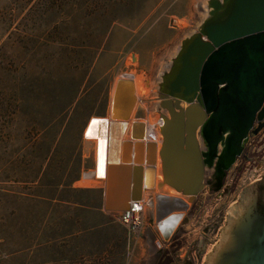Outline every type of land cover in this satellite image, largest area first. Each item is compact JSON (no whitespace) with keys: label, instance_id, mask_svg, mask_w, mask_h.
<instances>
[{"label":"rangeland","instance_id":"1","mask_svg":"<svg viewBox=\"0 0 264 264\" xmlns=\"http://www.w3.org/2000/svg\"><path fill=\"white\" fill-rule=\"evenodd\" d=\"M197 1L0 0V264H144L142 229L116 222L114 238L100 224L111 215L102 211V181L82 178L96 146L90 139L84 150L83 132L90 118L108 117L124 73L149 90L132 121L154 114L155 77L196 30ZM263 147L218 202L225 218L264 171ZM78 184L86 188L70 187Z\"/></svg>","mask_w":264,"mask_h":264},{"label":"water","instance_id":"2","mask_svg":"<svg viewBox=\"0 0 264 264\" xmlns=\"http://www.w3.org/2000/svg\"><path fill=\"white\" fill-rule=\"evenodd\" d=\"M203 8L196 30L155 77L159 147L146 140L144 123L129 122L137 100L131 78L116 80L110 114L84 129L85 140L96 139L97 161L82 176L104 180L105 211L124 210L155 186L197 195L206 167L214 164L218 175L228 169L264 125V0H204ZM157 156L162 180L155 184ZM253 181L228 209L204 264H264V175Z\"/></svg>","mask_w":264,"mask_h":264},{"label":"built area","instance_id":"3","mask_svg":"<svg viewBox=\"0 0 264 264\" xmlns=\"http://www.w3.org/2000/svg\"><path fill=\"white\" fill-rule=\"evenodd\" d=\"M151 140L155 141L154 138ZM233 166L231 169L234 168ZM240 176L239 171L232 170V174L228 180L229 190L231 184L237 182ZM144 192L140 200L130 201L126 209L114 211L115 219L132 232H138L141 229V232L143 230L149 232L150 230L151 238L149 241L159 249L168 250L170 254L173 251L172 243L174 242V232L164 229L166 222L170 219L176 216L179 218L177 222L182 224L181 228L183 232L180 239L184 242V246L178 249V252L183 254L191 240L198 236L204 227L208 226L212 220L218 219L220 216L225 217L224 213L222 214L221 209L217 206L218 202L225 197L221 196L222 192L213 193L210 200H206V178L203 190L197 195L185 197L179 193L180 196H172L170 200H177L176 202L174 201V206L172 207L165 208L156 205L155 209H153L154 199L152 195L149 193V195L145 196ZM159 197L160 195L157 194L155 200H159V203L163 202L162 198L160 199ZM213 198L216 201L210 206L208 203Z\"/></svg>","mask_w":264,"mask_h":264},{"label":"flooded vegetation","instance_id":"4","mask_svg":"<svg viewBox=\"0 0 264 264\" xmlns=\"http://www.w3.org/2000/svg\"><path fill=\"white\" fill-rule=\"evenodd\" d=\"M264 130V125L261 128L260 131H258L256 134H250L248 135L245 140L242 143V150L241 153L235 158V161L232 163V165L225 170H222L221 174H217V171L215 169V165H211L209 167H206L205 169V178H206V191L207 196L206 200H210L211 195L213 193H221V196H226L229 193V186H228V180L232 174V166L234 165V168L236 171H241L244 163L248 162L249 160H258L260 156V152H258V148L263 144L264 146V140L262 141L261 133ZM201 147L202 150H206V146L204 145L203 140H201ZM256 150V153H254ZM264 175V171L262 174L259 175V178L254 179L253 182L261 181V177ZM260 188H263L264 186L260 184ZM244 191V190H243ZM240 199L237 198L235 202H238ZM165 203H163L164 205ZM161 207H164V206ZM262 208H264V205H261ZM178 217L175 219L174 228L172 230L173 233V239L174 242L172 243L173 251H172V260L168 258V255H170V252L166 249H159L154 254L152 253L150 255L151 262L150 264H168L169 262H173L174 264H204L206 257L208 256L209 252V246L211 245V248H214L216 244L218 243V238H216L221 231H223L225 223L227 219L225 217L220 216L218 219H214L211 221V223L204 227V229L200 232V234L196 237H194L191 242L188 244L185 253H179L178 249H180L182 246H184V242L180 239V236L182 235V228L178 221ZM165 229V228H164Z\"/></svg>","mask_w":264,"mask_h":264},{"label":"bare ground","instance_id":"5","mask_svg":"<svg viewBox=\"0 0 264 264\" xmlns=\"http://www.w3.org/2000/svg\"><path fill=\"white\" fill-rule=\"evenodd\" d=\"M201 4H202V9L199 10V11L201 13H203L201 15V17H202L203 15H205V8H203L204 4L203 3H201ZM123 75H125V76H121L119 78H124V77L125 78H131L132 81H133L135 95L137 97L135 106L136 105L138 106L139 104H142L143 105L144 102H142L141 96L147 95L148 92H149L148 88L146 87L147 85L144 83V78H142V76H140L138 74H134L133 72L132 73H124ZM115 83H116V81H115ZM115 83H114L113 88L111 90V97H110V104H109L108 115L110 114V110H111L112 95H113V90H114ZM135 106H134V109H135ZM144 106L145 105H143V107ZM134 109L132 111L131 118H130V121L129 122L132 121V116H133ZM152 111L154 112V114L152 116H148V118H147L148 120H143L142 122L145 124L146 140H151L153 138L154 139L156 138L155 141L157 142V147H159L158 145H160V140H161V139H158L159 125H161L162 121L158 118V123H157V114L158 113L155 112V104H154V108L152 109ZM157 124H158V128H157ZM93 141L95 143L94 144V146H95L96 145V140H93ZM90 143H92L90 140H86L85 141V150L88 149V147L90 146ZM95 149H96V146H95ZM95 155H96V161H97V151L95 152ZM155 168H156V171H155V184H157V182L161 179V174L159 172V169H160V159H159L158 156H157L156 161H155ZM85 179H91V178H85ZM101 181L104 184V180H101ZM98 182H99V180L97 178H95V179L93 178V181L92 180L91 181H88V180L85 181V183H90V184L98 183ZM164 186H166V185H164ZM155 190H157L156 186L154 187L153 190H147V191L145 190V192L143 191L145 196L149 195V193H150V195H152V197L154 199V201H153V203H154L153 204V207L154 208L153 209H155L156 205L158 207H161L163 205V203H165L163 205L165 208L172 207V206H174V202L172 200H170L171 197L172 196H180L179 193L173 192V190L169 186L162 187V190L161 191H163L165 194H161L162 192L160 193V191H159V193H157V192H155ZM157 194H159L162 197H165L162 200H166L167 199L166 200L167 202L163 201V202H160L159 203V200H155ZM169 195H172V196H169ZM156 201H158V202H156ZM176 218L177 217L175 216L173 219H170L168 222H166V225H165L164 228L165 229H168L169 231H172L173 228H174V224H175V219ZM176 223H177V221H176Z\"/></svg>","mask_w":264,"mask_h":264},{"label":"crops","instance_id":"6","mask_svg":"<svg viewBox=\"0 0 264 264\" xmlns=\"http://www.w3.org/2000/svg\"><path fill=\"white\" fill-rule=\"evenodd\" d=\"M159 146V145H158ZM96 149H97V147H96ZM95 149V151H94V155H95V152L97 151ZM94 158H95V161H96V155L94 156ZM82 178H83V176H82ZM95 179V178H94ZM98 179V178H97ZM87 180H93V179H87ZM99 180V179H98ZM100 181V180H99ZM72 189H75V190H81V189H84V188H86L85 186H83V185H80V184H78V185H71L70 186ZM103 188H102V211L103 212H105V213H107V215H111V216H107V217H105V218H103L102 219V221H100V224H102V225H106V226H108L107 227V235H110V232H114L115 231V233H114V238H116V237H119L118 236V234H117V231H118V229H119V227H118V225L120 224H118V225H116L117 223H118V221L115 219V216H113V212H110V211H105L104 209H103V192H104V184H103V186H102ZM163 187H166V186H163ZM162 190V189H161ZM160 190V191H161ZM157 193H159L158 192V190H155ZM168 195V194H167ZM169 196H172V195H169ZM99 206V202L98 203H96V204H94V207L95 208H97ZM117 222V223H116ZM98 226H99V224H98ZM121 226V225H120ZM126 229V228H125ZM150 233H151V231L149 230V232H147V230H143V233H142V236H143V240L146 242V247L149 249V254L147 255V257L145 258V261H143L144 262V264H148V261L149 260H151V258L152 257H150V255L153 253H155V252H157L158 250H159V248L157 247V246H155L153 243H151L150 241H149V239L151 238L150 237ZM129 235V234H128ZM123 238H122V240H124V236H122ZM109 242V241H108ZM107 245H108V243H107ZM124 246H125V243H124ZM173 256H172V254H170V255H168V258L170 259V260H172L173 258H172ZM168 264H173V262H169Z\"/></svg>","mask_w":264,"mask_h":264}]
</instances>
